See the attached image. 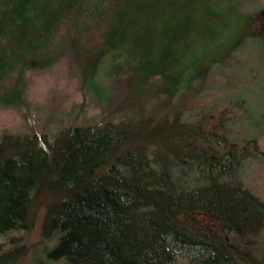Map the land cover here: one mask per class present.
<instances>
[{
	"label": "trees",
	"instance_id": "trees-1",
	"mask_svg": "<svg viewBox=\"0 0 264 264\" xmlns=\"http://www.w3.org/2000/svg\"><path fill=\"white\" fill-rule=\"evenodd\" d=\"M240 1L0 0V105L17 107L25 73L69 54L97 96L106 92L96 69H107L129 79L123 103L164 95L158 111L169 114L41 137L2 132L0 264H264L253 246L264 202L239 174L248 158L264 159L257 134L237 145L223 113L209 133L169 108L202 92L196 81L243 41L264 36V9L248 14Z\"/></svg>",
	"mask_w": 264,
	"mask_h": 264
},
{
	"label": "rangeland",
	"instance_id": "rangeland-1",
	"mask_svg": "<svg viewBox=\"0 0 264 264\" xmlns=\"http://www.w3.org/2000/svg\"><path fill=\"white\" fill-rule=\"evenodd\" d=\"M238 6L245 13L253 14L264 9V0H241ZM68 56L49 69L25 73L20 84V104L17 107L0 105V134L5 131L41 137L56 127L82 124L95 128L107 121H129L137 125L142 116L158 118L169 115L165 110L158 111L164 95L147 101H130H146L142 107L123 103L129 102L125 88L129 79L112 80L107 69H96L98 85L103 93L106 92L104 97L97 96L95 91L87 88L84 79L86 69H78ZM127 70L123 69L121 73H127ZM201 83L196 81L193 87L202 86V92L171 101L169 108L174 115L170 116L177 115L180 123L199 125L210 133L223 113L227 127L225 136L240 145L241 139L257 134L256 144L259 150L264 151V125L257 122L258 117L264 116V36L243 41L223 61L213 64L205 83ZM130 85L132 95L141 99L142 87L134 81ZM101 90L98 89L99 92ZM243 108L247 109L249 117ZM239 174L240 182L264 202V159L248 158L240 167ZM41 214L42 211L34 218L29 235L30 247H26L27 257L31 256L39 235ZM253 244L264 257V230L258 233Z\"/></svg>",
	"mask_w": 264,
	"mask_h": 264
}]
</instances>
